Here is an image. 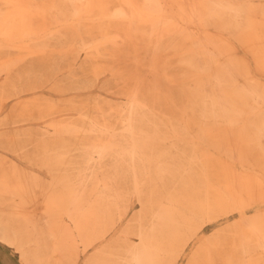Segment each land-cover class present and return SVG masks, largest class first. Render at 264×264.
Returning <instances> with one entry per match:
<instances>
[{
	"label": "bare ground",
	"instance_id": "6f19581e",
	"mask_svg": "<svg viewBox=\"0 0 264 264\" xmlns=\"http://www.w3.org/2000/svg\"><path fill=\"white\" fill-rule=\"evenodd\" d=\"M99 23L108 30L103 40L94 35ZM140 42L174 53L186 72L184 105L166 106L171 97L153 90L148 99L139 85L116 124L81 111L75 120L46 100L23 105L20 123L38 122L51 138L39 140L49 179L17 169L14 179H0L1 202L14 201L3 209L2 240L14 244L17 223L40 218V245L47 228L88 251L125 222L135 198V223L122 241L96 247L88 264H180L191 243L187 264H264V0H0V52L17 54L0 62V101L7 86L24 92L23 80L38 88L41 64L64 54L55 43L102 56L101 45ZM232 215V247L226 229L203 236Z\"/></svg>",
	"mask_w": 264,
	"mask_h": 264
},
{
	"label": "rangeland",
	"instance_id": "374dc122",
	"mask_svg": "<svg viewBox=\"0 0 264 264\" xmlns=\"http://www.w3.org/2000/svg\"><path fill=\"white\" fill-rule=\"evenodd\" d=\"M101 26L99 23L93 28L94 35L99 36L98 39L102 37L100 40H103L105 36L101 35L107 33L108 30ZM111 26L108 28L109 30L125 26V24L119 23ZM115 46L117 45H112V43L101 45L99 50L105 55L98 56L95 52L86 54L76 47L69 48L67 44L55 43L52 50L56 52L61 50L64 51V54L53 53L50 56V61L41 64L43 66L41 70L46 77L43 78L40 85H37V89L28 90L27 87L30 86V83L27 80L22 81L21 85L25 89L22 93L15 94L11 87H6V92L0 101V179H14L15 169L37 173L49 179L46 171L40 165L42 154L40 145L43 143L39 140L51 138L44 133L45 127L40 126L38 122L24 124L20 123L17 118L22 106L35 99L46 100L63 113L74 114L75 120L78 118L76 113L81 111V113L91 116L93 120H109L112 124H116L120 119V107L126 105L130 91L135 85L140 86L144 97L148 99L151 97L150 90H153L164 99L166 96L171 97L165 100L166 106L174 104L177 107H182L184 105L179 91V83H182L181 80L186 72L176 62L173 52L153 53L146 50L143 42L135 47L128 44ZM16 57L17 54L9 51L0 52V62ZM96 70L98 74H96ZM16 74V71H11L10 76L14 77ZM31 200L35 209L42 206L37 196L32 195ZM11 204L14 207V201L3 199L1 202L0 199V219L4 218V214H6L3 210H6V206L9 211L12 210ZM138 208L139 204L135 198H133V202H128L127 216L123 219L125 222L109 235L108 240L98 243L95 248H101L113 239H115V243L122 241L116 238L121 235L126 225L135 223ZM20 210H24L23 205ZM255 211L257 209L254 208L250 214ZM237 219L236 215L220 217L206 226L203 236H218L220 230L226 229V240H229L228 247H232V234L228 227ZM61 224L63 228L70 231V234H73V225L69 221L62 219ZM17 225L20 237L14 244H10L2 240L0 224V262L3 264H47L48 261L51 264H88L96 253L95 248L88 251L83 250L80 241L75 237L67 239L48 236L47 228L44 229L43 244L40 245L38 242L42 225L40 218L36 224L20 221ZM55 243L60 244L56 260L52 257ZM61 245L68 246L70 249L67 248L68 250L63 251ZM194 250V245L191 243L187 250L188 256L182 259L180 264H187Z\"/></svg>",
	"mask_w": 264,
	"mask_h": 264
},
{
	"label": "crops",
	"instance_id": "0c3cea01",
	"mask_svg": "<svg viewBox=\"0 0 264 264\" xmlns=\"http://www.w3.org/2000/svg\"><path fill=\"white\" fill-rule=\"evenodd\" d=\"M0 264H3V263L0 262Z\"/></svg>",
	"mask_w": 264,
	"mask_h": 264
}]
</instances>
